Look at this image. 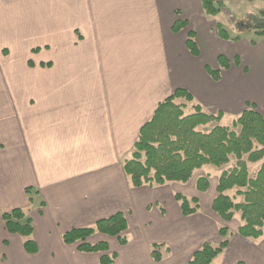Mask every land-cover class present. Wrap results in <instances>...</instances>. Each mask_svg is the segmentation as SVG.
<instances>
[{"label": "crops", "instance_id": "0c3cea01", "mask_svg": "<svg viewBox=\"0 0 264 264\" xmlns=\"http://www.w3.org/2000/svg\"><path fill=\"white\" fill-rule=\"evenodd\" d=\"M204 17L200 0H0V264H101L112 251L110 264H187L204 242L221 241V226L229 241L212 264H264V234L242 238L239 212L225 221L212 209L228 166L141 187L122 168L140 127L177 88L207 113L237 115L251 103L264 117V58L243 57L235 73L228 57L229 66H219L224 48ZM178 19L186 25L175 32ZM175 193L197 198L198 210L183 215ZM13 208L31 218L37 253L4 229L1 213ZM118 212L127 220L125 244L112 237L106 252H80L62 242V233ZM152 244L163 245L159 261Z\"/></svg>", "mask_w": 264, "mask_h": 264}, {"label": "trees", "instance_id": "16d2710c", "mask_svg": "<svg viewBox=\"0 0 264 264\" xmlns=\"http://www.w3.org/2000/svg\"><path fill=\"white\" fill-rule=\"evenodd\" d=\"M200 4L204 14L209 17H216L226 8L223 0H200ZM233 24L236 35L231 38L228 31L220 23H216L215 29L220 39L239 40L248 35L264 38V15L247 14L241 20L233 18ZM185 25L184 20L178 19L173 24V31L177 32ZM186 43L191 54L197 55L193 32L188 33ZM216 60L221 67L229 66V60L222 54L217 55ZM239 63V58L235 56L234 64ZM207 72L214 80L219 79L218 70L207 69ZM179 99L183 101H177ZM192 100L186 89L177 88L157 104L151 117L140 127L130 157L123 160V171L133 187L159 186L169 182L185 183L203 166L220 168L228 165L233 157L234 165L219 174L217 196L213 200L212 209L225 221L231 220L234 213L239 212L241 224L237 234L245 239H257L264 234V162L254 177H249L247 162H258L264 158V117L253 104H247L231 126L215 124L210 129L201 130L199 126L219 121L222 114L205 113L198 103L192 105L191 112H185L186 103ZM208 186L206 177L197 179L198 191H206ZM230 190L242 197L241 202H234V196L225 193ZM25 192L29 197L30 194L37 193L35 190L32 192L31 188H26ZM174 198L183 215H190L198 210L197 198L180 193H175ZM1 220L9 234L23 239L22 246L26 253H37L38 246L32 237V220L23 209L5 211L1 213ZM126 229L125 215L118 212L97 220L91 226L72 228L61 234V240L66 245L76 244L80 252H104L108 250L105 242L92 243L88 238L98 232L117 236L118 242L123 245L127 238L121 233ZM219 234L221 241L217 245L204 242L192 253L187 264H212L229 241L227 227L221 226ZM162 247V244H152L150 253L154 261L161 259ZM115 257V253L103 255L100 263L110 264Z\"/></svg>", "mask_w": 264, "mask_h": 264}, {"label": "rangeland", "instance_id": "374dc122", "mask_svg": "<svg viewBox=\"0 0 264 264\" xmlns=\"http://www.w3.org/2000/svg\"><path fill=\"white\" fill-rule=\"evenodd\" d=\"M225 7L223 11H221L216 17H209L205 15V21L209 27V34L215 37L216 41V48L223 49L226 58L228 57L231 62V70L232 72H236V65L234 64V57L237 56L240 61H242L243 57H250L254 59L264 58V38H257L252 35H248L246 37H241L239 40H222L216 33L215 25L216 23H220L227 31L229 36L232 38L236 35V30H234L233 18L241 20L247 14H259L264 15V0H223ZM254 43H252V41ZM223 54V53H222ZM224 55V56H225ZM248 58V59H250ZM230 62V61H229ZM219 72V71H218ZM259 92H257L258 94ZM177 101H183L179 99ZM251 104V103H248ZM187 108L185 112H191L190 104H186ZM246 108V107H245ZM264 108V107H263ZM205 112V111H204ZM207 113V112H205ZM210 114V113H208ZM240 114V112H239ZM232 115V116H222L219 121L210 122L206 125L199 126L198 128L201 130L210 129L215 124L231 126L232 121L239 115ZM133 150V149H132ZM246 158V156H244ZM264 161L260 162H247V166H249L248 170L252 173L256 169H259L260 165ZM235 159L231 157L228 167L234 165ZM225 166V167H226ZM224 167V166H222ZM257 172V171H256ZM256 174V173H255ZM173 188H175L173 186ZM98 234L96 232L92 235V237L88 238L89 242L98 243V242H105L107 246L110 245L114 241V239L118 240L117 236H108L105 235L100 237H95ZM121 234L125 235L127 238L126 230L123 231ZM130 237H133V232L129 234ZM114 239H113V238ZM95 239H104V241H96ZM94 241V242H93ZM108 251V250H107ZM106 252V251H104ZM112 253L110 252L106 254V256H110ZM116 254V253H115Z\"/></svg>", "mask_w": 264, "mask_h": 264}]
</instances>
